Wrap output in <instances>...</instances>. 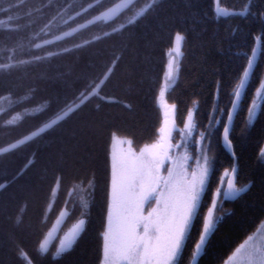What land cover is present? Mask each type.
I'll return each instance as SVG.
<instances>
[{
  "label": "trees",
  "instance_id": "1",
  "mask_svg": "<svg viewBox=\"0 0 264 264\" xmlns=\"http://www.w3.org/2000/svg\"><path fill=\"white\" fill-rule=\"evenodd\" d=\"M44 4H58L60 16L52 21V35L43 39L55 41L48 50L59 48L73 49L61 58L46 62L50 69L49 79L42 82L39 90L33 92L27 86L13 89L12 94L0 90V101L9 97L13 101L0 112V183H7L12 175L21 174L34 164L32 172L37 171L45 157L63 147L60 143L52 144L53 128L62 124L61 117L68 108H75L79 99L73 101L72 88L59 78V73L68 72L70 68L83 67L92 63L99 49H106L113 40L106 38L115 30L121 29L131 18L126 5L130 0H42ZM141 4L145 0H140ZM151 2V0H147ZM252 0H220V6L237 13L220 16L216 13L215 0H171L169 15L171 20L160 27L154 20L140 24L134 41L139 50L140 61L146 68V81L137 89H109L108 103L96 113L105 125L103 137L88 138L86 149L82 154L89 157L84 166H77L70 173L65 172L63 179L58 172L50 170L43 178L37 195L16 193L12 187L8 193L0 195V205L6 208L10 217L9 226L17 234L18 242H22L20 251L25 254L21 259L24 264H37L53 254V248L46 252L40 250V243L51 227L61 209L70 202L68 223L81 217L90 219L86 232H82L74 251L64 255L62 264H98L102 252V233L106 227V190L110 188L111 154L115 136L126 137L133 141L134 148L155 141L159 136V128L163 122V113L159 104L161 88L168 76V62L171 60L170 50L174 46L177 34L182 35L180 71L173 85L166 91V99L175 105V118L181 127L191 108L195 109V121L198 130H205L211 121L213 111L220 115V123L215 133L216 152L212 173L208 183L214 190L222 171L233 167L237 162L238 185L250 186V190L242 193L236 200H224L219 209L222 215L217 229L211 234L196 264H223L232 252L250 235L264 220V158L259 155L264 146V96L257 95L256 76L260 68H264V43H261V54L244 92L231 128L234 141L235 156H231L221 142L222 124H226L231 108L229 100L234 99L232 93L237 90L243 76L242 67L246 69L256 42L252 32L240 13ZM41 0H0V45L6 37L17 36V26L22 29L40 20L34 28L19 35L33 36L52 20L56 13L40 11ZM13 6L5 14L2 10ZM116 8L107 19L99 16ZM8 16L13 17L9 25ZM62 16V19L60 18ZM68 21V26H64ZM213 21H216L215 23ZM9 28L12 30L9 31ZM75 29L76 31L72 32ZM63 32H72L64 37ZM96 37H101L96 41ZM117 39L119 37H116ZM94 41L90 47L74 49L75 44ZM36 40L35 43H41ZM26 58V57H24ZM119 76V73L117 74ZM224 81V88L219 89L217 82ZM57 95L67 96V104L59 109L49 103L50 98ZM93 106L89 105L84 114ZM36 109V110H31ZM249 109L254 115L250 118ZM30 110V111H27ZM17 113L22 116L17 120L12 117ZM83 115V114H82ZM214 116V115H213ZM66 119V118H65ZM79 119L74 117V120ZM56 123H53V122ZM47 126V127H46ZM71 126V122L66 127ZM110 132V134H109ZM11 145H16L12 148ZM7 149L8 151H5ZM238 157V159H237ZM31 174V173H30ZM94 174V175H93ZM78 183H92V200L88 212L82 215V209L74 206L79 203L70 197V191ZM56 189V195L54 191ZM209 189H205L202 204L210 206ZM81 207V206H80ZM206 207L204 210H206ZM201 222L197 218L189 231L187 248L182 253L180 264H190L193 242L197 239ZM0 259L6 264L15 260L9 248L0 252Z\"/></svg>",
  "mask_w": 264,
  "mask_h": 264
},
{
  "label": "snow or ice",
  "instance_id": "2",
  "mask_svg": "<svg viewBox=\"0 0 264 264\" xmlns=\"http://www.w3.org/2000/svg\"><path fill=\"white\" fill-rule=\"evenodd\" d=\"M13 6L3 9L7 14ZM59 5L44 4L41 0L37 12L42 10L56 13L52 20L33 36L19 35L34 28L40 20L32 21L22 29L17 26L14 30L18 35L6 37L0 45V90L12 94L13 89L27 86L33 92L39 90L42 82L49 79V71L46 62L61 58L73 49L59 48L55 51L48 50L55 41L62 40L61 36H55L54 40L43 39V36L52 35V21L60 16ZM131 18L121 29L115 30L116 37L111 33L106 38L113 43L106 49H99L95 53L92 63L83 67L70 68L68 72L59 73V78L70 83L72 88L71 99H79L80 103L75 108H68L64 117L58 118L62 124L53 128V136L50 143H60L63 147L49 153L42 166L35 172L33 164L28 171L12 175L7 183H0V195L8 193L12 187L16 193L37 195L43 183L44 176L50 171L58 172L63 179L65 172H71L77 166L87 164L89 157L82 154L86 149L88 138L103 137L105 134V123L98 119L96 113L108 103L109 89L129 88L139 90L146 81V68L140 61L139 50L134 41L139 26L144 21L154 20L162 28L170 22L169 15L171 0H151L141 4L140 0H130L126 5ZM245 11L240 13L246 25L252 32L253 41L264 43V0H252L244 6ZM115 11V9L111 10ZM221 10L217 9L219 15ZM110 14V13H109ZM62 19V16L60 17ZM13 21L8 16L9 25ZM214 23L216 21H213ZM4 23V21H0ZM68 26V21H64ZM12 29L9 28V31ZM76 31L75 29L72 32ZM72 32H63L64 37L72 35ZM180 40V35H176ZM101 37H96L100 41ZM41 40V43H35ZM94 41H85L75 44L74 49H84L92 46ZM179 51V49H177ZM254 53V49H251ZM26 57V58H24ZM253 68V60H247V69L242 67L245 79ZM180 68L175 59L168 62L167 75L175 78ZM119 73V76L117 75ZM258 87L256 91L264 90V68H260L256 76ZM244 80L240 81V87H244ZM219 89L224 88V81L217 82ZM237 100L240 91L232 93ZM68 101V97L57 95L50 98L49 103L55 104L62 109ZM232 108L236 103L229 100ZM92 105V110L84 114V110ZM173 108L176 106L173 105ZM225 115L231 120V113L224 109ZM83 114V115H82ZM191 115V114H190ZM250 118L254 115L249 109ZM79 119L74 120V117ZM168 112L165 111L164 126L159 128L160 139L155 144H145L137 153L128 141L129 147L122 149L119 153L113 152L111 158L110 188L106 190V227L102 233V252L98 257V264H180L182 253L186 250V241L189 239V231L193 222L199 218L201 228L197 239L193 242L194 251L191 253L193 260L202 248L208 243L211 234L217 229L219 218L215 215L218 198L221 189L214 190L208 183L210 165L207 158L204 164L198 166L195 171L189 172L184 163L186 158H174L169 149L173 146L169 143L171 129L167 119ZM66 118V119H65ZM71 122V126L66 127ZM53 123H56L55 121ZM47 127V126H46ZM187 127H191L188 125ZM222 135L230 149H234V141L231 138L230 129L227 124H222ZM110 134V132H109ZM123 143V141H121ZM15 148L16 145H11ZM5 151H8L5 149ZM233 155L235 152L233 150ZM260 156H264V148L260 149ZM238 159V157H237ZM166 162L170 166H166ZM162 169L166 170L164 175ZM233 179L228 180V190L224 196L235 199L241 193L250 190V186L237 187V168L231 167ZM31 173V174H30ZM94 175V174H93ZM206 185L209 189L208 201L211 206L202 204V196L205 194ZM206 207V210H204ZM10 217L6 215V208L0 205V252L9 248L15 260L12 264H24L25 254L20 251L22 242H18L17 234L9 226ZM89 220H81L80 223L61 240V252L65 255L74 251L78 238L82 232L87 231ZM64 255L57 253L54 257L46 258L42 264H62ZM0 264H6L0 259ZM32 264H37L34 258ZM248 264H264V248L254 250L249 254Z\"/></svg>",
  "mask_w": 264,
  "mask_h": 264
},
{
  "label": "rangeland",
  "instance_id": "3",
  "mask_svg": "<svg viewBox=\"0 0 264 264\" xmlns=\"http://www.w3.org/2000/svg\"><path fill=\"white\" fill-rule=\"evenodd\" d=\"M114 9L116 10V8ZM111 10L99 17L107 19L111 14L113 15L114 11ZM179 35H180V40L177 41L175 38L174 46L170 50L171 58L175 59V62L178 67L181 58V43H182V35L181 34ZM177 49H179V51H177ZM175 80L176 77L169 79L167 76L165 78L159 97V104L163 113V122L161 127L164 126V121L166 119L165 111L168 112V116H167V119L169 121L168 126L171 129L169 143L173 145L169 149L170 155L174 158H186L184 159V163L189 172L195 171L198 168V166L203 165L205 158H207L211 168L209 175L210 178L212 173L213 160L216 152L215 133L219 126L221 116L217 115L216 114L217 112L213 111L212 114L214 116L212 115L211 121L207 125V128L205 130H198L195 121V109L191 108L185 119L184 124L181 127H178L175 118V109L172 107L173 105H170V103H168L165 95L166 91L173 85ZM261 94H263V90L257 91L258 96ZM4 98L5 99H2L0 101V112L4 110V108H7L13 101L9 97H4ZM31 110H36V109H31ZM21 116H22L21 114L17 113L12 117V120H17ZM188 125H191V127L190 128L187 127ZM159 139H160V134L155 141L148 144L151 145L158 143ZM121 141H123V143H121ZM128 141L131 140L126 137L115 136L112 144V154L113 152L119 153L122 149H127L129 147ZM131 147L133 151H136L138 153L144 147V145L141 146L140 148H134L133 145H131ZM112 154H111V158H112ZM262 158H264V156H262ZM166 166H170V163L166 162ZM162 172L164 175L167 174L166 170L164 169H162ZM230 172H231L230 168H225L222 171L219 180L216 184V187H219L221 189V195L218 198L219 203L217 205V210L215 212V215L219 219L221 218L222 215L218 211L223 207L222 205L224 204V200H225L224 190ZM237 187L242 188V186L238 184ZM91 188L93 190L92 183H89L88 185H85L83 183H78L70 191V197L72 196L74 200L79 203V206L76 203H74V206H77L82 209V215H85L90 207V203L92 200V193H93ZM55 195H56V189L54 191V196ZM69 204L70 202H67V204L61 209L58 216L53 221L51 227L45 233L40 243V250L42 252H46L49 248L51 249L53 248L54 255H56L58 252L63 253L61 252V240L63 239V237L66 234L70 233L80 223L81 220H86L85 217H81L78 220H75L74 222L68 223L67 219L70 213ZM204 247L202 248L201 252L195 256L194 260L192 258L190 264H196L199 255L203 252ZM260 248H264V220L258 225V227L252 233H250V235H248L242 241V243L232 252V254L223 262V264H248L249 254L252 253L254 250Z\"/></svg>",
  "mask_w": 264,
  "mask_h": 264
},
{
  "label": "water",
  "instance_id": "4",
  "mask_svg": "<svg viewBox=\"0 0 264 264\" xmlns=\"http://www.w3.org/2000/svg\"><path fill=\"white\" fill-rule=\"evenodd\" d=\"M215 6H216V13H217V9L221 10L220 13H219L220 16H228V15H231V14L237 13L236 11H233V10L227 9V8H225V7H221V6H220V0H215ZM254 50H255L254 53L252 52V55H251V57H250V59L253 60V68L251 69L250 74H249V76L247 77V79H245L244 74H243V77H242L241 80H244V81H245V83H244V87L241 88V87H240V84H239V86H238V88H237V90H239L240 93H241L240 98H239V100H237L236 97L234 96L233 101L236 103V107H235V109H233L232 106H231L229 112L231 113L232 119L229 120L228 117H227V120H226V124L228 125V127H229V129H230V132H231V128H232L233 122H234L235 117H236V114H237L238 107H239L240 102H241V100H242V98H243L244 92H245V90H246V88H247V85H248V83H249V81H250V78H251V76H252V73H253V71H254V69H255V67H256V65H257V62H258V60H259V57H260V54H261V42H259V41L256 42V45H255V47H254ZM171 59H173V58H171ZM246 69H247V67H246ZM168 78L171 79L169 76H168ZM263 96H264V92H263ZM221 142H222L223 146L228 150V152L230 153V155L234 157V155H233V149H230V148H229V146L227 145V143H226V142L224 141V139H223V135H221ZM233 167H236V168H237V162H236V160H235V162H234ZM229 179H233L232 172H230V175H229V177H228V179H227V182H226V186H225V190H224V192H226V191L228 190L227 185H228V180H229ZM241 194H242V193H241ZM241 194H240V195H241ZM240 195H239V196H240ZM239 196H237L235 199H230V198H228V197H225V198H226L227 200H229V201H234V200H236Z\"/></svg>",
  "mask_w": 264,
  "mask_h": 264
}]
</instances>
